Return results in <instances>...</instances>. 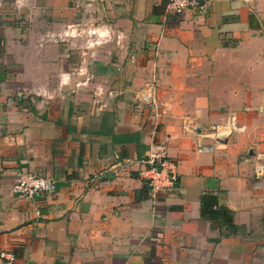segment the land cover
<instances>
[{
	"label": "crops",
	"instance_id": "crops-1",
	"mask_svg": "<svg viewBox=\"0 0 264 264\" xmlns=\"http://www.w3.org/2000/svg\"><path fill=\"white\" fill-rule=\"evenodd\" d=\"M151 78L156 123L134 106ZM230 112L245 129L196 153L195 132ZM165 136L178 182L152 197L138 160ZM122 158L133 163L113 172ZM259 161L264 0H213L206 13L0 0V251L26 264H264ZM21 167L52 176L56 192L15 196ZM203 196L217 199L207 212Z\"/></svg>",
	"mask_w": 264,
	"mask_h": 264
},
{
	"label": "built area",
	"instance_id": "built-area-1",
	"mask_svg": "<svg viewBox=\"0 0 264 264\" xmlns=\"http://www.w3.org/2000/svg\"><path fill=\"white\" fill-rule=\"evenodd\" d=\"M93 2L94 0H82ZM213 0H167V9L175 13L185 10H194L198 13H206ZM157 82L155 78L146 80L137 91L135 97V108L146 111L153 123H156L162 111L156 103L154 96ZM245 125L237 123L234 112H230L229 120L226 124H215L205 132H195L188 128V132H195L194 148L196 153L206 151L211 144L204 142L205 138L215 140L218 144L220 140L227 138L233 131H243ZM165 140L151 142L145 155L138 160L140 167L137 170L138 178L143 180L150 191V195L155 197L159 194L172 190L178 182L177 162L172 160L168 154V145ZM214 146V145H213ZM133 161L130 158L118 160L111 168L113 172L120 169H127ZM258 176L264 175V164L259 161L256 168ZM103 174H96L87 178L88 183L97 184ZM56 181L52 176L40 175L26 168H19L15 172L11 191L15 196L33 198L42 194H54L56 192ZM0 264H26L20 261L12 250L0 251Z\"/></svg>",
	"mask_w": 264,
	"mask_h": 264
},
{
	"label": "trees",
	"instance_id": "trees-1",
	"mask_svg": "<svg viewBox=\"0 0 264 264\" xmlns=\"http://www.w3.org/2000/svg\"><path fill=\"white\" fill-rule=\"evenodd\" d=\"M201 200H202V206H203V209H204L205 212H207V210H206V206H210V207H211V203H210V201H209V205H208V204H207V200H212V202L217 203V199H216V198L208 199L207 197L203 196ZM210 207H209L208 211H209L210 213H212L214 210H212V208H210ZM220 210L225 212L226 209H225V208H221ZM215 211H216V210H215ZM226 216H228V214H227ZM229 216H230V215H229ZM227 218H228V217H227Z\"/></svg>",
	"mask_w": 264,
	"mask_h": 264
},
{
	"label": "rangeland",
	"instance_id": "rangeland-1",
	"mask_svg": "<svg viewBox=\"0 0 264 264\" xmlns=\"http://www.w3.org/2000/svg\"><path fill=\"white\" fill-rule=\"evenodd\" d=\"M97 88H95L94 86H91V88L89 90H96Z\"/></svg>",
	"mask_w": 264,
	"mask_h": 264
}]
</instances>
